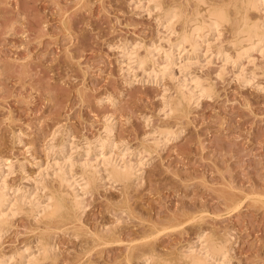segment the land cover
Instances as JSON below:
<instances>
[{"label":"rangeland","instance_id":"obj_1","mask_svg":"<svg viewBox=\"0 0 264 264\" xmlns=\"http://www.w3.org/2000/svg\"><path fill=\"white\" fill-rule=\"evenodd\" d=\"M138 1L0 0V158L9 164L0 180L12 194L40 197L44 182L59 187L64 158L79 181L84 163L100 169L95 186L78 190L81 214L47 221L12 206L0 230L3 264H184L203 231L228 248L218 264H264V46L234 61L235 25L227 23L179 54L170 45L177 33L164 30L154 3ZM187 1L162 4L184 5L187 15L206 6ZM250 11L264 20V10ZM135 42L144 55L159 46V71L167 49L176 51L174 64L154 79L152 58L144 75L120 51ZM197 80L212 92L171 112L168 99ZM107 120L111 146L100 148ZM111 159L133 163L132 180L108 177ZM40 239L50 243L45 258Z\"/></svg>","mask_w":264,"mask_h":264},{"label":"bare ground","instance_id":"obj_2","mask_svg":"<svg viewBox=\"0 0 264 264\" xmlns=\"http://www.w3.org/2000/svg\"><path fill=\"white\" fill-rule=\"evenodd\" d=\"M139 1H141V0H139ZM139 1H138V3H139ZM162 1L163 0H148V2H150V3L152 2V4L154 3V6L156 7V9L158 11H160V13H161L160 14V17L161 18L160 19L163 20L164 26L166 28L164 30H167V33H168V31L170 33L172 32V34L177 33V36L175 37L176 38L175 42L172 41L170 43V45L173 46V47H175V49L178 50V53L181 50L187 49L186 48L187 46H190V47H192V49H195L196 47H198L197 45L200 44V41H202L201 39H199L201 36H204L205 35V38H206V35L207 34H209L212 31H216V30L218 31L221 26H224V24H227V23L228 24L229 23L230 24L232 23V24L235 25V29H234L235 31L233 30V32L235 33L234 34V37L235 38H234L233 42L231 41L233 43L232 45H234V47H235V50L237 49L236 50L237 51L236 52L237 53V56L235 55L236 58L233 56L234 61L240 59L244 55L250 54L249 51H251L253 48L255 49V47H257V50H258V47H261L262 45L264 46V44H262L264 42V20L263 21H260L259 20L260 17H259V19L256 18V20H253L252 17L250 16V14H249V11L251 9H253V10L256 9L258 11L259 10L260 11L261 10H264V0H230V1L227 0L226 2H224V3L222 2V3H219V4L217 2L216 3H212L213 1H211V0H210L211 2H209L208 0H197V3H195V4L198 5V3H203L202 6L204 4H206V6L204 5V9L199 10L200 8L198 9V7L195 5L194 8L196 7V9H195V11L193 13H189L190 15H187V12H185V10L183 8L184 5H183V7H180V6H176V4H178V3H176V4L174 3V5L171 4L172 5L171 7L169 6L168 8H166L167 7L166 6L164 8V6H163L164 4H162ZM186 3H189V2L186 0L185 4ZM144 5H146V4H144ZM194 8L192 10H194ZM263 14H264V12H263ZM252 15H254V14L252 13ZM261 18H264V17H261ZM178 22H181L182 25H183V27H182L183 29H181L182 31H178L180 28L177 29L176 24ZM164 33H165V35H168L169 34V33L166 34V31H164ZM163 37H162V39H166L165 37L164 38ZM171 37H173V35ZM168 38H169V35H168ZM198 39L200 41H198ZM168 41L170 42V38H169ZM135 43L134 44L137 47L134 45V47L131 48V45H130L129 48H131V49H129L127 47H123V48L121 47L122 49H120V51L122 52V55L126 56V58L128 60H130V63L131 62L132 63L134 62L135 65H137V67H135V68H139L140 67V69H142L144 71V75H145V72L147 73L146 70L148 68V67L146 68V66L149 65V64L147 65V63H149L148 60L154 58L153 61H152L153 64L152 63L150 64L151 66L152 65L153 66L152 67L149 66L151 69L147 73L148 76H151L154 79L155 78L157 79L158 77H162L163 75H165L168 72V70L170 69V66L172 65L171 63H173L172 62L173 56H174L173 53L174 52L176 53V51L173 50L174 51L173 52L171 49L170 50H168V49L165 50V54H164L165 56L164 57H166V62L164 64V67H162L163 69L160 68L161 70L159 71L155 67V66L159 65V64H157V63H159V61L156 62L155 60H157V59L154 56L155 54L154 55L152 54V51L153 50L155 51V49H157L159 46H157L155 48H152L150 50V47L152 45L151 46L149 45L148 48H145L146 46L144 45L145 46L144 48L145 49H148L147 50V54L144 55V53H146V52H144V53H141L142 54L141 55L140 52L138 51L139 46L137 44H140V47H141L142 44H144V43H142V44L141 43H138V42H135ZM202 43H204V42H202ZM205 44H206V42H205ZM125 45H127V43ZM132 45H133V43H132ZM147 46H148V44H147ZM171 46H170V48H171ZM163 48L164 47H162V49ZM219 48L220 47H218V49ZM261 48H263V47H261ZM222 49H223V47H222ZM261 50L263 51V49H261ZM187 51L189 52L190 50H187ZM195 51H196V49H195ZM219 51H221V56L223 57V59L225 61L228 62V60L232 58L231 57L232 55L230 56L229 53H226L225 52V50L223 51L220 48ZM157 52H156V54H157ZM189 55H190V53H189ZM247 57H249V56H247ZM250 60H252V59H250ZM195 61H196V59H195ZM179 62H180V60H179ZM187 62H192V59H191V61L188 60ZM237 62H239V60ZM155 63L157 65H155ZM184 65L186 66V64H184ZM187 65L188 66H186V67H189L191 64L189 65L187 63ZM126 66L129 67V65H127V63H126ZM128 67H127V69H128ZM131 70H133V69L131 68ZM134 77L132 79H134ZM135 79H136V77H135ZM185 80H186V78H184V81ZM188 83L187 82H184V86H181V89L178 88L179 89V94L176 95V96H172V97H170V99H168V103H169V108L168 109L171 110V112L177 111V110L181 109V107L185 103L184 101H186V100L188 102H190L192 100L195 101V102H197V100H199V97L200 96H202L204 94H210L212 92V88H211V85L210 84H208V85L205 84L204 85L202 82H200V81L197 80V81H195V83L192 86L189 87L188 86ZM183 87L186 88L187 90H184ZM177 92H178V90H177ZM191 104H192V102H191ZM187 109H186V111L188 112ZM165 110L166 109L164 108V111ZM169 110H167V111H169ZM166 112H165V115L167 114ZM180 112H178V113H180ZM176 114H177V112H176ZM113 128L114 127H113L112 120H109L107 122L106 126H105V129H104L105 130L104 133H106V138L104 137L105 139H103V137H102L103 140L101 138H100L101 141L99 139L97 140V141L101 142V143H99L100 144V148L101 147L103 148L104 147L103 145L111 146V140L109 138L112 135ZM169 129H167V128L164 129L162 127V129L160 130V132L162 131L163 134H171V133H173L172 128L170 130ZM163 130H165V131H163ZM157 137L158 136H156V138ZM162 139H166L165 135H164V138L162 137ZM106 140H108V141H106ZM154 140H156L155 141V143H156L157 141H159V137L157 139H154ZM63 141L64 140H62V142ZM67 141H68V139H67ZM90 142H91V140H90ZM59 147H60L59 150L61 152H63L65 150V148H66L65 145H64V143L62 145H59ZM115 161H113V159H111L109 161H106V162H108V167L106 168L107 171H108V174H107L108 177H111V178H113V180L121 181V182H126V181H129L130 179L132 180L131 177H133L132 175L134 174L133 166H132L133 163L131 165L129 163H126V161H125L124 164H122L124 161L122 163L121 162H118V161L115 162ZM6 162H5L4 159L0 158V179H1V174H2V170H3L2 169V166L5 165V164L6 165H9ZM127 162H130V161H127ZM137 165H140V162H139V164L137 163ZM60 166H61L60 169L56 173L57 179L59 180V187H54V186L51 187L49 184H47L46 182H44V185H43V193H41V195H39L40 197H38V196H27L26 193H24V192H21L19 194L18 193L12 194L9 191H7L6 184H4V182H2L0 180V230L2 229V227L7 222H9V219H10L9 216H10V214H13L14 213L13 210H11V208H12V206L15 207V205H17V207H18L17 210L20 209V210H23V211L24 210L25 211H29L31 214L34 215L33 217H36L39 220L52 219L54 217L63 216L65 214L68 215L70 212H76V211H78L81 214V212H82V210L84 208V204H83V200L84 199H83L82 195L80 194V192L78 190L84 189V190H87L88 191L90 189V187L91 188L93 187L92 185H94L95 181L98 179V172L100 171V169L98 168V164L96 163L95 165H93V164H90L88 162L84 163L82 165V172H81V179H80V181L78 180V178L77 179L74 178V176L76 174L75 175L72 174L73 161H72L71 158H69V157L66 158V159L64 158V164H62ZM135 172H136V169H135ZM99 176H101V175H99ZM99 178H101V177H99ZM63 184H64V186L67 185V188L68 187L71 188L70 189L71 191L64 190L62 188ZM259 197H261V195ZM27 205H29V206H27ZM239 205H237V206H239ZM24 206H26L27 208H25ZM3 207H6V208H4L5 210L3 209ZM234 208H236V206ZM74 214H75V216L78 215V213L77 214L74 213ZM79 215H78V219L80 220L81 215L80 216ZM63 218L66 219L64 216H63ZM58 221H59V218H58ZM74 221H75V219H74ZM63 222L66 223L65 220ZM47 223H49V222H47ZM74 223H76V222H74ZM174 227H176V226H174ZM165 228H163V229H165ZM171 228H172V226H171ZM208 233H209V235H207V232H206V234H204V231H203V235L202 236H204V237H203V239H201L200 245L198 244L199 246H197L196 248L195 247H191V248H189V250L187 252H185V250H186V248H185V250L183 252L184 253L183 258L186 259L187 264H216L217 262L220 261L219 259L217 261L218 256H225L226 255V253H225V249H226L225 248V245L221 241H219V242L216 241V238H214L215 239L214 240L212 238V233L211 234H210V232H208ZM214 235H217V234H214ZM225 237H224V241H225ZM97 238L99 239V237H97ZM200 238H202V237L200 236ZM200 238H198V239H200ZM39 241H40V249L39 248L38 249L41 252L40 253L38 252V255H39V257H40V255H42L45 258V257L49 256V254H50V250H51L50 249V245H49L50 243H48V241H45L43 239H40ZM192 245L194 246V244H192ZM227 249H226V252L228 251ZM39 250H37V251H39ZM229 250H232V249H229ZM24 251H25V249H24ZM20 253H19V257L20 258H24V257H29L30 256V255L24 256L23 255V252L20 255ZM227 254H228V252H227ZM153 255L154 254H152V256ZM2 257H0V258L3 259ZM179 257H181V253L179 254ZM179 257H177V259ZM225 257H227V255ZM225 257H222V258H225ZM1 259H0V264H3L4 262H6V260L4 261V260H1ZM10 259H12V258H10ZM37 259H40V258H37ZM147 259H150V258H147ZM180 259L181 258H179V260ZM9 262H8V264H9ZM167 263L168 264H173L171 262H167ZM220 263H221V261H220ZM160 264H162V263H160ZM223 264H225V263H223Z\"/></svg>","mask_w":264,"mask_h":264}]
</instances>
